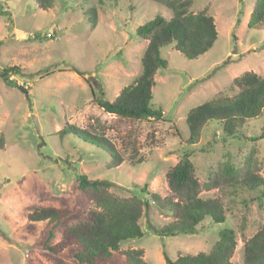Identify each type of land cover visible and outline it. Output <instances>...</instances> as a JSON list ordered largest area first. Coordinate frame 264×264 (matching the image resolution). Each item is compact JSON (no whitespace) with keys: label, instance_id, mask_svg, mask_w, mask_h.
<instances>
[{"label":"rangeland","instance_id":"1","mask_svg":"<svg viewBox=\"0 0 264 264\" xmlns=\"http://www.w3.org/2000/svg\"><path fill=\"white\" fill-rule=\"evenodd\" d=\"M254 2L192 0L193 11L207 9L214 17L218 40L195 60L172 47L163 50L169 66L155 76L151 106L162 109L167 122L146 124L118 119L98 101H114L140 76L146 42L136 30L170 12L152 0H56L49 10L33 0H0V133L6 140L0 150V264H76V249L58 256L47 251L45 223H30L28 215L50 206L87 211L88 201L77 188L79 173L109 181L121 197L140 186L165 197L170 194L167 174L187 148L193 149L201 197L219 200L227 221L206 219L195 234L160 237L154 225L169 219L152 207L149 219L140 221L143 237L123 243L121 250L143 249L148 264H166L163 250L172 258L206 252L222 230L232 229L237 234L232 263L244 264L245 243L264 226L262 188L237 189L218 176L238 174L250 164L252 173L264 179V138L255 140L263 134L264 112L240 139L222 140L220 128L210 124L196 148L187 146L186 118L226 93L243 73L264 76V27L248 28ZM47 33L53 37L45 39ZM12 67L20 73L6 83L2 74ZM70 125L93 134L103 130L118 149L125 134L136 129L143 163L132 166L126 158L113 168L101 149L58 136ZM213 173L219 188L206 191Z\"/></svg>","mask_w":264,"mask_h":264},{"label":"trees","instance_id":"2","mask_svg":"<svg viewBox=\"0 0 264 264\" xmlns=\"http://www.w3.org/2000/svg\"><path fill=\"white\" fill-rule=\"evenodd\" d=\"M55 1L33 0L42 10L53 8ZM152 1L171 15L166 17L157 14L136 30L138 38L146 42L140 76L125 87L114 101H98L105 111L128 123L153 124L166 120L162 109L151 106L155 76L159 69L169 66L168 60L163 56L165 48L172 47L187 59L195 60L207 53L218 40L214 17L209 15L207 9L193 11L192 0ZM263 27L264 0H255L248 28ZM19 73L18 67L8 68L4 70L2 78L6 83H11L10 76ZM102 95L104 96L103 93ZM263 112L264 76L253 71L245 72L234 79L226 93L218 94L188 113L187 146L196 148L203 131L210 124L220 128L219 136L222 140L244 138L243 130L251 122L260 120ZM262 130L263 134L256 141L264 138V126ZM175 132L178 133L177 130ZM58 136L79 139L101 149L110 155L113 168L122 165L126 158L131 160L132 166L144 161L140 153L139 135L134 128L125 134L120 149L106 137L103 130L99 134H93L70 125ZM5 147V137L0 133V150ZM192 151L189 148L183 150L177 164L168 172L170 194L165 197L152 193L147 186L136 187V192L130 197H121L112 192L113 186L109 181L91 179L87 174L79 173L77 188L88 201L87 211L41 207L28 215V221L45 223L46 249L53 255L58 256L68 249H76L72 255L76 264H148L144 259L143 249L121 250V246L143 237L140 221L143 217L149 219L152 207L169 219L164 225H154L153 230L160 237L195 234L206 219H211L216 224L227 221L225 209L219 200L201 197L203 187L191 160ZM250 166L249 164L241 169L242 172L238 171V174H234L233 170L230 175L221 172L218 177L237 189L254 191L262 188L263 197L264 179L260 175H254ZM204 188L206 191L219 188L215 173L208 178ZM58 238L59 241L54 243ZM236 248V232L224 229L217 242L206 252L196 255L179 253L176 258H172L163 250L162 255L166 264H233ZM244 264H264V226L245 243Z\"/></svg>","mask_w":264,"mask_h":264},{"label":"built area","instance_id":"3","mask_svg":"<svg viewBox=\"0 0 264 264\" xmlns=\"http://www.w3.org/2000/svg\"><path fill=\"white\" fill-rule=\"evenodd\" d=\"M51 35H52V33H47V34H46V36H47L48 38H51V37H52Z\"/></svg>","mask_w":264,"mask_h":264},{"label":"water","instance_id":"4","mask_svg":"<svg viewBox=\"0 0 264 264\" xmlns=\"http://www.w3.org/2000/svg\"><path fill=\"white\" fill-rule=\"evenodd\" d=\"M33 121H34V124H35V121H36V117L33 116ZM36 127H37V124H35Z\"/></svg>","mask_w":264,"mask_h":264},{"label":"clouds","instance_id":"5","mask_svg":"<svg viewBox=\"0 0 264 264\" xmlns=\"http://www.w3.org/2000/svg\"><path fill=\"white\" fill-rule=\"evenodd\" d=\"M52 35H53V33H52Z\"/></svg>","mask_w":264,"mask_h":264}]
</instances>
